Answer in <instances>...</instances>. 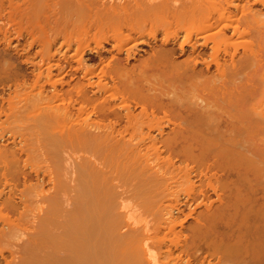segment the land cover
I'll return each mask as SVG.
<instances>
[{
	"label": "bare ground",
	"instance_id": "bare-ground-1",
	"mask_svg": "<svg viewBox=\"0 0 264 264\" xmlns=\"http://www.w3.org/2000/svg\"><path fill=\"white\" fill-rule=\"evenodd\" d=\"M14 1L3 47L55 36L0 94L3 263L264 264V0Z\"/></svg>",
	"mask_w": 264,
	"mask_h": 264
},
{
	"label": "rangeland",
	"instance_id": "rangeland-1",
	"mask_svg": "<svg viewBox=\"0 0 264 264\" xmlns=\"http://www.w3.org/2000/svg\"><path fill=\"white\" fill-rule=\"evenodd\" d=\"M17 1V2H16ZM16 1H14V2H16L17 4H18V2L20 1H18V0H16ZM23 1V0H22ZM22 1H20L19 3H21ZM16 4V5H17ZM19 6L20 5H23V3L22 4H18ZM15 6V5H14ZM19 16H17V17H15L16 18V22L17 23H14V24H16V27L18 26V27H20L19 28V30H18V28H17V31H16V33H17V35H16V33H15V30H16V27L14 28V30H12L13 31V33H12V35L14 36H12V41H11V44H10V48L9 47H7V48H5V47H3V45L0 43V56L2 57V58H0V94L1 95H3V93H4V95L2 96L3 98H4V105L5 104H8V100H10V104L12 103V105H14V103L15 104H20L21 105V102L23 101L24 102V100H25V98L24 97H27V95H29L30 93H31V91L33 92V91H37V89L36 88H38L37 87V84L35 85V82L34 81H32V74H31V66L29 65V64H27V63H24V62H22L21 60H22V56L21 55H23V54H25V52L26 53H28V50H29V56H31V57H34L33 55H34V51L35 50H37L38 48V39H40L39 37H40V35H42L41 33L42 32H44V26H45V34H48L47 36L48 37H50V34H51V37L52 36H55V34H53L55 31H53L52 30V27H53V25L50 23V22H48V24L46 25L45 24V22L44 23H41V22H43L44 20H40L41 19V17H40V19H39V21H38V24H35V22H37V21H33V23H32V21H29V20H26L25 18H22V20H20L21 18H19V20H17V18H18ZM43 19V18H42ZM86 19V18H85ZM87 20V19H86ZM20 24H19V23ZM82 22H84V20L82 21ZM86 22V21H85ZM89 22V21H88ZM89 23H91V22H89ZM18 24V25H17ZM45 24V25H44ZM51 24V25H50ZM20 25V26H19ZM37 25H38V27H42L43 28V30H42V28H40V29H38V27H37ZM79 25V24H78ZM81 25V24H80ZM83 25L85 26L86 25V23L84 24L83 23ZM81 26H79V28H80ZM88 27H90L89 25H88ZM82 28H85L86 30H87V25H86V27H82ZM76 30H78L77 29V26H76ZM89 30V29H88ZM21 32V33H20ZM52 32V33H51ZM73 32V31H72ZM74 32H75V30H74ZM73 32V33H74ZM19 33H20V35H19ZM43 33V34H44ZM50 33V34H49ZM109 33V32H108ZM107 33V34H108ZM15 34V35H14ZM74 35H76V34H74ZM20 36V37H19ZM57 36V35H56ZM60 36V35H59ZM58 36V37H59ZM16 37V38H15ZM50 37V38H51ZM61 37V36H60ZM59 37V40H57L58 38H56V43L57 42H60V38ZM88 37H89V35H88ZM18 38V39H17ZM30 43V44H29ZM20 44H22V45H20ZM58 45V44H57ZM31 46V47H30ZM2 47H3V49H2ZM23 47V48H22ZM28 48V49H25V48ZM37 48V49H36ZM14 49V50H13ZM17 49V50H16ZM35 49V50H34ZM21 50V51H20ZM18 51V52H17ZM1 52H3V53H1ZM30 52H32V53H30ZM33 54V55H32ZM21 57H20V56ZM35 56H37V55H35ZM6 58V59H5ZM9 58L11 59V60H9ZM19 58V59H18ZM34 58H36V59H38V56L37 57H34ZM2 59H5V60H2ZM8 59V60H7ZM21 59V60H20ZM6 60H7V64H5L6 63ZM3 61V66H1L2 64H1V62ZM5 61V62H4ZM12 63V64H11ZM8 65V66H7ZM30 66V67H29ZM200 66V65H199ZM3 69V70H2ZM16 70V71H15ZM15 71V72H14ZM20 72H21V74H20ZM17 74V75H16ZM34 80V79H33ZM32 82H34V85H33V83ZM19 84V85H18ZM11 86V87H10ZM21 86V87H20ZM31 86H33V87H35V90H34V88H32ZM19 87V88H18ZM17 88V89H16ZM3 89V90H2ZM10 89V90H9ZM47 89H49V87H48V85H47ZM5 90V91H4ZM7 90V91H6ZM11 90H12V92H11ZM15 90V91H14ZM14 91V92H13ZM30 91V92H29ZM33 93H35V92H33ZM27 94V95H26ZM0 95V96H1ZM30 95H32V94H30ZM24 99V100H23ZM27 99V98H26ZM6 100H7V102H6ZM14 102V103H13ZM9 105V104H8ZM8 105H7V107H8ZM5 107H6V105H5ZM7 107H6V109H7ZM138 109V108H137ZM137 109H135L136 111H137ZM139 110V109H138ZM34 112V111H33ZM36 113H37V111H35ZM34 112V114H36ZM31 114H33V113H31ZM1 118H3V115L1 116ZM7 118V117H6ZM6 118H4V119H6ZM11 119V118H10ZM6 120H8V122H9V119L7 118ZM12 121V120H11ZM10 121V122H11ZM24 121L26 122L27 120H23V123H24ZM6 123V121H5V125H7V126H12V128L11 129H13V127L16 125V124H14V123H10V125H9V123ZM13 122H16V121H13ZM28 122V121H27ZM17 123H19V122H17ZM20 123H21V121H20ZM22 123V124H23ZM14 124V125H13ZM22 124H20V125H22ZM24 125V124H23ZM17 126V125H16ZM19 126H17V128H18ZM19 129V128H18ZM14 130V129H13ZM15 130H17L16 129V127H15ZM1 141H0V144L2 145V144H8V146H10L11 145V142H6V141H2V139H0ZM181 190H183V192L181 191ZM180 191L182 192H180L182 195H181V198L182 197H184L183 195H184V189H181ZM210 193V194H209ZM212 194V195H211ZM209 195V196H208ZM208 197H209V199L213 202V203H210V204H213V206H215L216 205V203L218 204V201L219 200H217L216 201V195H214V193L212 192V191H210V189H208V192H207V198L205 199V200H209L208 199ZM216 198V199H215ZM215 199V200H214ZM209 200V201H210ZM206 201V202H207ZM210 201V202H211ZM214 202H216L215 204H214ZM187 206V205H186ZM186 206H184V207H186ZM183 207V208H184ZM193 207V206H192ZM199 209V207H197L196 208V210H198ZM187 210H188V207H186V208H184V211L185 212H187ZM5 214V213H8V215L7 216H10V218H12V217H15L14 216V214L13 213H11V212H4V210H0V214ZM13 214V215H12ZM6 215V214H5ZM180 215V214H179ZM183 217V215L181 214L180 215V217L179 218H182ZM2 220V219H1ZM192 221H193V219L192 218H187V220L185 221L186 222V224H185V222H184V226H188L189 224H191L192 223ZM1 223H2V221H0V225H1ZM188 224V225H187ZM219 224V223H218ZM217 224V228H218V230H222L223 228H224V225L220 222V224L218 225ZM221 224L223 225V226H221ZM186 227H184V228H186ZM223 227V228H222ZM222 228V229H221ZM187 229H188V227L185 229L186 231H187ZM183 230V229H182ZM186 231H182L183 233H184V236H183V233L181 234V236H180V238L183 240L184 238L183 237H185L186 235L185 234H188L189 235V229H188V232H186ZM187 235V236H188ZM201 241V240H200ZM203 241V240H202ZM200 244H203V245H200V248H202L203 246H204V243H200ZM3 252H5V251H3ZM8 252H6L5 253V255H7V257H9L10 255H9V253L7 254ZM198 253L200 254V256H201V254L202 255H204V252L203 253H200V250L198 251ZM198 253H196V255H199ZM199 256V257H200ZM202 257V256H201ZM201 257H200V259H201ZM18 258H16V257H14V259L13 260H15V261H13V262H18V260H17ZM213 260H214V257L212 258ZM211 259V260H212ZM212 260V261H213ZM0 263L1 264H4L3 263V260L1 259V257H0ZM17 264V263H16Z\"/></svg>",
	"mask_w": 264,
	"mask_h": 264
}]
</instances>
